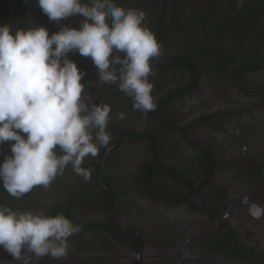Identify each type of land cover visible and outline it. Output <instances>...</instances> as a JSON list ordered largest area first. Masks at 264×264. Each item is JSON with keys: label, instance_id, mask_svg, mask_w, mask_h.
Segmentation results:
<instances>
[{"label": "flooded vegetation", "instance_id": "flooded-vegetation-1", "mask_svg": "<svg viewBox=\"0 0 264 264\" xmlns=\"http://www.w3.org/2000/svg\"><path fill=\"white\" fill-rule=\"evenodd\" d=\"M116 2L144 10L162 44L149 77L157 108L134 110L90 57L67 54L86 73L84 94L111 106L112 139L85 158L88 181L69 165L21 199L0 185V204L81 225L66 257L33 264H264V215L249 212L264 207V0ZM82 19L57 23L36 0H0V24L13 32L43 26L51 36ZM0 264L21 261L0 247Z\"/></svg>", "mask_w": 264, "mask_h": 264}, {"label": "clouds", "instance_id": "clouds-1", "mask_svg": "<svg viewBox=\"0 0 264 264\" xmlns=\"http://www.w3.org/2000/svg\"><path fill=\"white\" fill-rule=\"evenodd\" d=\"M36 2L51 21L77 14L84 19L79 29L65 25L51 36L43 26L13 32L0 24V144L14 141L11 155L0 162V185L15 199L35 187H50L69 165L88 181L85 158L98 156L112 139L111 106L84 94L86 73L68 59L69 52L90 57L99 81L116 85L134 110L147 114L157 108L149 77L162 44L147 27L144 10L125 9L116 0ZM126 116L118 113L121 120ZM249 212L258 219L264 207L253 203ZM80 231L81 225L62 213L0 204V247L21 264L66 257L69 238Z\"/></svg>", "mask_w": 264, "mask_h": 264}, {"label": "water", "instance_id": "water-1", "mask_svg": "<svg viewBox=\"0 0 264 264\" xmlns=\"http://www.w3.org/2000/svg\"><path fill=\"white\" fill-rule=\"evenodd\" d=\"M228 264H241V263H228Z\"/></svg>", "mask_w": 264, "mask_h": 264}]
</instances>
